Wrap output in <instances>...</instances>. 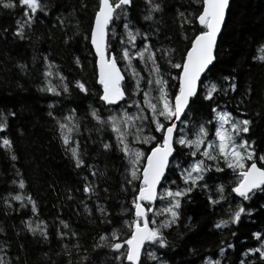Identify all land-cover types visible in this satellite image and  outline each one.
<instances>
[{"label":"trees","instance_id":"16d2710c","mask_svg":"<svg viewBox=\"0 0 264 264\" xmlns=\"http://www.w3.org/2000/svg\"><path fill=\"white\" fill-rule=\"evenodd\" d=\"M157 2L161 3L162 10L153 14L154 21H145L144 0H134L130 20L149 34L155 48H175L179 58L186 41L181 38L177 12H195L197 5L191 0ZM42 3L47 5L48 15L38 13L31 25L22 29L23 38L15 35L19 24H24L26 19L21 6L17 3L13 9L0 7V111L15 113L7 117V127L0 132V136L12 141L11 148H0V259L4 264H121L114 259L118 253L110 247H93L105 243L100 241V236L107 237L117 228L121 204L124 202L131 207L133 198L130 188L121 190L125 166L122 153L115 148L106 152L102 147V141L115 145V139L108 127L98 124L90 115L96 110L102 116L110 107L99 99L102 89L97 83L95 56L85 39L97 0H42ZM57 17L64 18L63 27ZM112 27L116 29V38L112 40L115 47L123 31L122 22L117 21ZM262 43L264 0H233L229 30L219 63L214 74H209V80L227 89L230 81L222 77L235 78L232 82L237 84L236 91L221 92L216 104L233 116L252 121L245 138L255 141L258 154H264V62L254 57L259 56L258 48ZM76 58L80 60L79 66ZM48 64L65 78L68 93H64L63 88L59 96L41 91L46 88L44 72ZM160 64L165 74L171 71L174 75L177 71L169 69L164 61ZM76 80L85 83L87 93L72 87ZM168 87L175 92L176 82L169 79ZM72 110L77 121L79 151L85 164L96 170V176L86 166L75 167L59 138L56 121L48 115L52 112L61 118ZM186 118L212 121L207 127L214 122L208 101L194 105ZM154 134L159 137V133ZM179 151L177 145V153ZM12 155L17 159L12 160ZM177 157L188 158L179 154ZM219 166L224 168L222 161ZM21 179L25 183L23 189L19 188ZM235 179L230 169L216 172L213 167L200 182L206 183L208 188H194L182 200L180 220L165 230L169 246L166 249L155 247L167 264H202L209 258L220 260L221 264H241L242 261L264 264L258 253L248 252L250 248L259 247L252 233L264 234V194L258 192L253 199L243 202L251 209V214L243 215L239 224L222 229L213 226L228 217L230 204L234 209L239 202L234 194L228 196ZM88 182L95 183V194L83 192ZM218 184L225 186L224 195L228 200L211 205L209 197H218ZM16 194L25 199L13 200ZM27 197L35 202L36 213L32 212ZM98 207L107 215H102ZM37 224L47 232V239L40 235ZM29 226L37 231H29ZM72 232L76 233L75 237L71 236ZM60 233L69 235L61 237ZM228 243L233 247L227 248ZM221 247H225L223 255L219 252ZM142 260L143 264L151 262L143 255Z\"/></svg>","mask_w":264,"mask_h":264},{"label":"snow or ice","instance_id":"6c2138e0","mask_svg":"<svg viewBox=\"0 0 264 264\" xmlns=\"http://www.w3.org/2000/svg\"><path fill=\"white\" fill-rule=\"evenodd\" d=\"M191 2L197 5L195 12H177L181 38L186 41L185 47L179 51V58H177L178 51L175 48H155L150 42L149 34L142 33L131 22L129 12L134 6V0H97L93 19L88 34L85 36L95 54L98 70L97 83L102 88L99 99L106 105H116L127 95L132 101L129 107L136 109L133 113L121 108L118 114L110 113L107 117H102L96 110L90 113L98 124L110 128L114 134L115 145L102 141V147L106 152L115 148L122 153L125 167L121 190L127 191L130 188L133 192L131 209L127 210L132 219L124 221V225L128 228L126 238L121 240L120 231L122 229H113L107 237L100 236V241L105 243L93 245L94 248L110 247L118 253L114 259L119 260L121 264H124V261H127V264H143L142 249L146 244L153 247L158 246V249H166L169 246L165 230L178 223L181 217L182 200L186 199L194 188L199 187L205 190L208 188L206 183L200 182L205 179L204 174L210 172L213 167L216 172H223L224 168L232 171L236 179L228 196L234 194L239 198L234 209L231 204L229 205L228 217L218 220L213 225L216 229L239 224L243 215L251 214V209L246 208L243 202L250 201L258 192L264 194V154H258L257 148L254 147L255 141L245 138L250 132L252 121L236 118L231 112L216 104V97L221 92L227 94L229 90L236 91L237 84L232 82L235 78L222 77V80L230 81L227 89L211 81L201 88V84L209 80V74H214V69L219 63V54L232 19L233 0H191ZM17 3L23 9L26 19L24 24L18 22L19 26L15 35L23 38L24 26H30L38 13L48 15V10L42 0H0V7L13 9ZM144 4L143 19L154 21L153 14L162 10L161 3L157 0H144ZM57 19L63 27L64 18L57 17ZM117 21L122 22L123 31L120 33L119 44L113 47L112 40L116 38V29L112 25ZM138 38L140 44H137ZM258 51L261 55L254 59L264 62V43L259 45ZM134 61L143 64L144 70L149 73L146 80L147 87H142L141 81L144 77L137 71ZM160 61H164L169 69L177 70L176 73L173 75L169 71L165 74ZM122 62L125 64V71L135 81L131 92L126 84L125 75L119 67ZM75 63L77 66L80 65L79 58H76ZM20 67L24 68L23 65ZM52 75L50 70L44 72L45 77ZM56 75L59 76L63 92L68 93L69 84L64 83L65 78L59 73ZM169 79L176 82L175 92H170ZM72 87L77 88L81 93L88 92L85 83L80 80H76ZM41 91L60 95V91L52 85L42 88ZM137 93H141L142 101L132 100ZM204 101L209 102L215 121L213 139H208L209 129L207 127V124H211L212 121L201 123L198 128L194 125L193 138H188V134L184 131V127L188 125L186 117L193 110L194 105L202 104ZM49 107L51 108L52 105ZM48 115L56 121L60 132L59 138L65 146V152L70 153L75 167L86 166L91 170V174L96 176L97 173L93 166L85 164L79 151V142L70 135L77 127L72 123L74 110L62 118H57L52 112ZM8 116H15V113L9 111L5 114L0 111V132L6 129ZM61 119L64 122H61ZM137 121L140 123L138 124ZM178 121L184 127H178ZM145 127L148 128L147 135H144ZM133 129L135 131H132ZM154 133H159V137ZM129 136H132L131 142L128 139ZM134 144L151 145V147L145 151L134 147ZM177 145L180 146L179 153H177ZM11 147L12 141L6 136H0V148L9 149ZM184 148L188 149L186 153L183 152ZM177 154L185 157L199 155L200 158L189 161L186 167H181L177 161ZM11 159L16 160L17 157L12 155ZM207 161L214 163L208 164ZM221 161L224 168L219 166ZM172 170L179 173V179L184 187L177 186L175 189L165 187V184H176V181L171 180L168 175V172ZM100 175L103 173L101 172ZM24 187L25 183L21 179L19 188ZM83 192L95 194V183H85ZM216 192L218 197L210 196L209 204L217 205L221 201L228 200V196L224 195L225 186L223 184L216 185ZM12 199L22 201L25 197L16 194L12 196ZM26 199L32 206V212L36 213L35 202L31 197ZM157 201L164 206L154 208ZM97 210L102 215H107L104 209L98 207ZM160 216L164 219H158ZM61 223L68 228L66 223L63 221ZM28 230L34 233L37 231L31 226ZM39 232L44 239H47L48 234L43 228H39ZM59 235L63 237L69 233ZM232 235L234 236L235 233L233 232ZM71 236L75 237L76 233L72 232ZM252 236L258 241L259 247L250 248L248 252L258 253L260 259L264 261V234L254 232ZM224 243L221 241V244ZM125 245L126 249L121 251ZM226 247L232 248L233 244L228 243ZM219 252L223 255L225 247H221ZM148 256L154 264H167V261L153 252H149ZM0 264H4L2 259H0ZM205 264H221V262L206 259ZM241 264L244 262L242 261Z\"/></svg>","mask_w":264,"mask_h":264},{"label":"rangeland","instance_id":"374dc122","mask_svg":"<svg viewBox=\"0 0 264 264\" xmlns=\"http://www.w3.org/2000/svg\"><path fill=\"white\" fill-rule=\"evenodd\" d=\"M137 28V27H136ZM142 33L144 31H141ZM118 44H119V40H118ZM137 44H140V39L138 38L137 39ZM259 53V56L261 55L260 52ZM134 65L136 66L137 68V71L140 72V75L142 77H144V80L141 81V85L142 87H147L146 85V80L148 79L149 77V73L147 71L144 70L145 66L143 64H140L139 61H134L133 62ZM50 65V67H49ZM120 65V68L121 70L123 71V73L125 74V78H126V81L128 82L127 83V86L129 88V92L132 91V87L135 85V81L132 80L130 78V74L128 72L125 71V64L122 62L119 64ZM150 67V65H149ZM50 70L52 71L53 75L52 76H49V77H45V87L49 86V85H52V86H55L57 88V90H61L62 88V84L60 82V79H59V76L56 75V73H59L60 76L61 73L59 70H56L53 68V66L51 64H48V68H47V71ZM211 80H205L204 81V84H201V88H203L206 84H208ZM213 82V81H211ZM65 83V82H64ZM170 89V92H171V87H169ZM153 95H155V93L153 92ZM132 100H141L142 101V95L141 93H137L135 97H132ZM132 101L128 99V97H125L124 100H122L120 103H118L117 105H113V106H110L109 108H106V112H103V115L102 117H107L110 113H114V114H118L121 110V108H124L126 110H128L129 112H135L136 109L135 108H130L129 107V104L131 103ZM220 108H223V107H220ZM224 109V108H223ZM225 110V109H224ZM70 112L68 111L65 115L63 114V117L66 116V115H69ZM236 117V116H234ZM62 118V117H61ZM236 118H239V117H236ZM188 120V125L187 127H184L183 125H178V127H184V131L188 134V138H193L192 136V132H193V126L195 125L197 128L198 126L201 124V123H205V121L203 120H191L189 118H186ZM239 119H242V118H239ZM61 122H64L63 120H61ZM76 116L74 115V118H73V121L72 123L76 124ZM137 123L139 124L140 122L137 121ZM111 132V129L108 128ZM209 129V136H208V139H213V133L215 131V121L213 122V125L211 127H208ZM132 131H135V129H133ZM77 127L76 129L70 133V135L73 137L74 140L78 141V138H77ZM148 134V128L145 127V131H144V135H147ZM111 135H112V139L114 138V134L111 132ZM115 139V138H114ZM129 141L131 142L132 140V136H129L128 137ZM134 147H139L141 148L142 150H145L147 146L149 145H141V144H134L133 145ZM203 148V145L201 146ZM199 155H197L196 157H188V158H184V157H177V161L180 163L181 167H186L187 166V163L191 160H195V159H199ZM125 167V166H124ZM169 175V178L171 180H174L176 181V184L175 185H168V184H165V187H172L173 189H175L177 186L178 187H184V184L183 182L178 179L179 178V173L176 172L175 170H172L171 172L169 171L168 173ZM205 175V174H204ZM176 176V177H175ZM164 206V204H162L161 202L157 201L155 204H154V208H162ZM131 209V207L126 203L123 202V204H121L120 206V214H121V218H120V222H118V226H117V230H120L122 229V231H120V237H121V240L126 238V234L128 232V228L126 225H124V221L126 220H131L132 219V216H130L128 214V211ZM151 216V213L149 214ZM158 219H164L163 216H160L158 217ZM37 228H40V224H37L36 225ZM111 233V232H110ZM109 235V233L107 234V236ZM126 249V245L121 249V250H125ZM149 252H153L155 255L161 257L158 252H157V249L153 246H150V245H145V249H143V258L145 260H151L150 264H154V261L152 259L149 258L148 256V253ZM163 259V258H162ZM164 260V259H163ZM209 261H214L213 259H207ZM202 264H205V261L202 263Z\"/></svg>","mask_w":264,"mask_h":264},{"label":"water","instance_id":"95a60500","mask_svg":"<svg viewBox=\"0 0 264 264\" xmlns=\"http://www.w3.org/2000/svg\"><path fill=\"white\" fill-rule=\"evenodd\" d=\"M92 51H93V54H94V50L92 49ZM94 56H95V54H94ZM95 67H96V63H95ZM119 67H120V65H119ZM97 68H96V77H97ZM122 73H123V71H122ZM124 74V73H123ZM98 78V77H97ZM102 89V88H101ZM101 93H102V90H101ZM121 102V101H120ZM120 102H118V103H120ZM117 105V104H116ZM110 106H113V105H110ZM177 124L179 125V121L177 122ZM259 166V165H258ZM144 249V248H143ZM143 249H142V255H143Z\"/></svg>","mask_w":264,"mask_h":264}]
</instances>
